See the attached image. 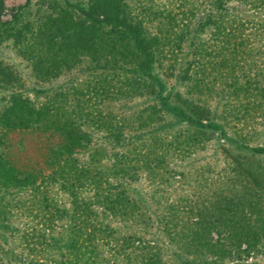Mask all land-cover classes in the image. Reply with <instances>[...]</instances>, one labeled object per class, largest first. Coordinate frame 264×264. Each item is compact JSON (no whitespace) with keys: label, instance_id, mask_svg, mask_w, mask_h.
<instances>
[{"label":"rangeland","instance_id":"374dc122","mask_svg":"<svg viewBox=\"0 0 264 264\" xmlns=\"http://www.w3.org/2000/svg\"><path fill=\"white\" fill-rule=\"evenodd\" d=\"M255 148L264 0H0V264H264Z\"/></svg>","mask_w":264,"mask_h":264},{"label":"trees","instance_id":"16d2710c","mask_svg":"<svg viewBox=\"0 0 264 264\" xmlns=\"http://www.w3.org/2000/svg\"><path fill=\"white\" fill-rule=\"evenodd\" d=\"M91 19H94V17L91 16ZM98 21V19H96ZM102 20L104 21H108L111 22L112 24L115 25H120L123 26L127 32L130 33V35L132 36V39L134 41V45L135 48L137 49V51L139 52V54L142 57V71L143 73L150 79H153L156 82V85L161 88L162 87V83L154 76L151 74V63L153 61V56L152 53L146 48L145 43L143 41V37L141 35V30L136 27L133 26L132 24H130L129 22H127L124 18L121 19H117L115 18V16H105L104 18H102ZM163 103V102H162ZM255 151H264V148H255Z\"/></svg>","mask_w":264,"mask_h":264}]
</instances>
